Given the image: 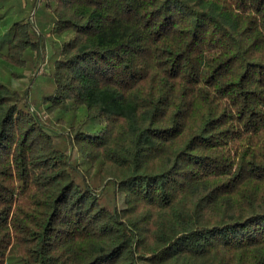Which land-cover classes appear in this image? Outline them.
Masks as SVG:
<instances>
[{
    "label": "trees",
    "instance_id": "trees-1",
    "mask_svg": "<svg viewBox=\"0 0 264 264\" xmlns=\"http://www.w3.org/2000/svg\"><path fill=\"white\" fill-rule=\"evenodd\" d=\"M17 5L0 264H264V0Z\"/></svg>",
    "mask_w": 264,
    "mask_h": 264
},
{
    "label": "rangeland",
    "instance_id": "rangeland-1",
    "mask_svg": "<svg viewBox=\"0 0 264 264\" xmlns=\"http://www.w3.org/2000/svg\"><path fill=\"white\" fill-rule=\"evenodd\" d=\"M13 1H14V6L12 7V14L17 15L18 9H19L18 5H17V2H20L22 4L26 3V4L30 5L32 0H13ZM26 13H27V11H26ZM33 15H34V12L31 14V18L33 17ZM41 61H42V59H41ZM43 67H44V63H41L40 68H43Z\"/></svg>",
    "mask_w": 264,
    "mask_h": 264
}]
</instances>
